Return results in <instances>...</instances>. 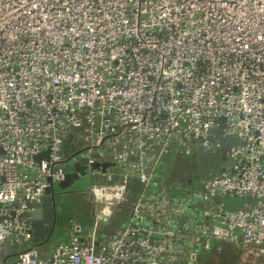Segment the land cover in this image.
Listing matches in <instances>:
<instances>
[{"label": "built area", "instance_id": "2783aa9c", "mask_svg": "<svg viewBox=\"0 0 264 264\" xmlns=\"http://www.w3.org/2000/svg\"><path fill=\"white\" fill-rule=\"evenodd\" d=\"M68 136L94 225L43 257L27 205L64 179ZM226 137L220 173L161 181L168 154ZM214 242L264 264V0H0V264H202Z\"/></svg>", "mask_w": 264, "mask_h": 264}, {"label": "water", "instance_id": "95a60500", "mask_svg": "<svg viewBox=\"0 0 264 264\" xmlns=\"http://www.w3.org/2000/svg\"><path fill=\"white\" fill-rule=\"evenodd\" d=\"M221 128L222 127L217 130L218 133H221ZM77 130V128H74L72 131L77 133ZM210 132H214L213 127L210 128ZM210 139L218 145L213 152H207L196 145L192 146V154L190 156L197 162L195 170L199 178L210 179L213 174L220 173L221 163L227 158L226 152L228 147L224 145L226 143L229 145H235L237 143L236 139L230 137L221 138L218 142L215 141V138ZM63 154L64 157L62 161L64 163L75 157L73 155L66 156V152ZM176 155L180 156L178 154ZM85 163V161L77 156L72 162L71 168H66V175L63 180L53 182L49 179V186L45 189V193L40 200L28 202L27 206L33 220V247L41 246L49 241L54 233L66 230L67 227H69V229L73 227L79 228V234L81 236L85 235L86 232L82 229L81 225L75 223L74 212H68L69 210L66 208L68 205H66L65 201V198H67L69 194L77 190L75 187L77 178L74 172H72V169L80 172L82 178L86 177L89 178L92 183L96 182V176L90 177L84 171L85 166L83 165H85ZM99 165V163H95L92 167L97 168ZM104 165L105 164L102 166ZM117 180V176H115L113 182H117ZM135 186H140V182L136 179L127 182V188L130 194L134 192ZM175 188H178V186H175ZM43 257H46V254H44ZM2 264H8L6 263V259H2Z\"/></svg>", "mask_w": 264, "mask_h": 264}, {"label": "rangeland", "instance_id": "374dc122", "mask_svg": "<svg viewBox=\"0 0 264 264\" xmlns=\"http://www.w3.org/2000/svg\"><path fill=\"white\" fill-rule=\"evenodd\" d=\"M64 147H70L75 151V157L70 161L64 163L65 168H71L72 162L79 156V149L83 146L81 136H68L64 142ZM229 164L228 160L222 161L221 167L226 168ZM196 160L191 156H177L171 152L165 157L161 170L164 179L172 186H179L184 175L194 176L196 170ZM91 180L83 177L78 180L76 191L72 192L69 197L65 198L66 208L68 212H74L75 223H79L82 229L88 234L94 225L93 208L94 205L90 201L87 189L90 186ZM131 198L121 202L123 208L117 214H113L105 223H99L95 230V237L97 241H105L119 226H124L129 216L128 207L125 205L131 204ZM121 206V207H122ZM234 208V207H233ZM67 235L70 231L66 228ZM60 232H63L61 230ZM85 233V234H86ZM53 239H56L54 237ZM54 240L52 243H55ZM212 244V243H211ZM206 262L204 264H261L262 262L254 259L252 252L248 250H240L235 245L225 242H214L212 247L206 251ZM8 264H11L10 262Z\"/></svg>", "mask_w": 264, "mask_h": 264}, {"label": "crops", "instance_id": "0c3cea01", "mask_svg": "<svg viewBox=\"0 0 264 264\" xmlns=\"http://www.w3.org/2000/svg\"><path fill=\"white\" fill-rule=\"evenodd\" d=\"M235 205L232 204L231 207H239V205H241V201H236L234 202ZM99 205H97L98 207ZM114 210H115V207H114ZM113 210V211H114ZM67 230H63V232H57V233H54L51 237V239H49V241L45 242L44 244H42L41 246L37 247L39 248V250L44 254H49L50 253V249L56 245L57 243L59 242H67L68 241V237H69V233L67 235ZM54 237H56V239H53ZM54 240H56L55 243H52ZM99 242V241H98ZM33 241H32V245H33Z\"/></svg>", "mask_w": 264, "mask_h": 264}, {"label": "trees", "instance_id": "16d2710c", "mask_svg": "<svg viewBox=\"0 0 264 264\" xmlns=\"http://www.w3.org/2000/svg\"><path fill=\"white\" fill-rule=\"evenodd\" d=\"M68 151H69V149H68V147L66 148V147H64V145H63V153L64 152H66V154L68 153ZM162 182H164V183H166L165 181H163V180H161ZM168 183V182H167ZM133 194H130L128 197H127V199L128 198H131V200L133 199ZM228 203H230V204H228ZM231 204H233V205H235L234 204V202L233 201H231V202H229V201H227V206L228 207H231L232 205ZM122 206V204H119V205H117L116 206V208H115V210H114V212H113V214H117L118 212H119V210H121L122 208H123V206ZM125 206H127L128 207V210H129V213H130V204L129 205H125ZM112 214V215H113ZM120 227H122V226H119L118 228H120ZM117 228V229H118ZM206 254H207V252L205 251H200V259L202 260V264H204V262H206V260H207V258H206Z\"/></svg>", "mask_w": 264, "mask_h": 264}, {"label": "flooded vegetation", "instance_id": "af4514ba", "mask_svg": "<svg viewBox=\"0 0 264 264\" xmlns=\"http://www.w3.org/2000/svg\"><path fill=\"white\" fill-rule=\"evenodd\" d=\"M196 165H197V162H196ZM194 176L197 177V173H196V172H195ZM189 177H190V176H187V175H184V176L182 177V179H181V184H182L183 186H186V185H187V180H188ZM162 179H163V181H165V182L167 183V181L164 179V177H163ZM70 195H72V194H69L68 197H69Z\"/></svg>", "mask_w": 264, "mask_h": 264}]
</instances>
